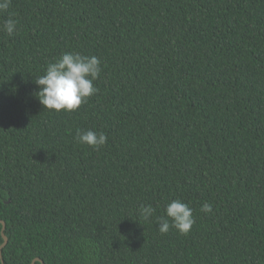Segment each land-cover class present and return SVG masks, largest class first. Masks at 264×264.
<instances>
[{"label":"trees","instance_id":"obj_1","mask_svg":"<svg viewBox=\"0 0 264 264\" xmlns=\"http://www.w3.org/2000/svg\"><path fill=\"white\" fill-rule=\"evenodd\" d=\"M10 13L5 264H264V0H11L0 25ZM66 52L99 58L97 92L45 111L34 79ZM173 200L193 210L187 235L158 230Z\"/></svg>","mask_w":264,"mask_h":264},{"label":"clouds","instance_id":"obj_2","mask_svg":"<svg viewBox=\"0 0 264 264\" xmlns=\"http://www.w3.org/2000/svg\"><path fill=\"white\" fill-rule=\"evenodd\" d=\"M11 0H0V13L7 12ZM18 22L9 14V18L0 25V31L12 36L17 31ZM100 60L96 56H86L79 52H66L47 65L46 71L34 79L39 91L35 93L45 111H63L72 113L78 111L82 104L95 95L97 89L94 81L101 73ZM76 140L99 149L107 142V136L92 130H77ZM156 209L152 205L141 204L139 216L149 220ZM201 211L211 213L212 207L205 202ZM165 215L159 218L158 230L167 234L170 229H175L181 235L191 231L195 220L193 210L180 200H173L164 209Z\"/></svg>","mask_w":264,"mask_h":264},{"label":"water","instance_id":"obj_3","mask_svg":"<svg viewBox=\"0 0 264 264\" xmlns=\"http://www.w3.org/2000/svg\"><path fill=\"white\" fill-rule=\"evenodd\" d=\"M0 223L3 225V229H2V236H3V239H4V243L0 246V258H1V261H2V264H5L4 260H3V256H2V250L3 248L6 246L7 242H8V239L5 235V228H6V225H5V222L0 220ZM36 261H39L41 264H44V262L42 260H40L39 258L35 259L32 264H36Z\"/></svg>","mask_w":264,"mask_h":264}]
</instances>
